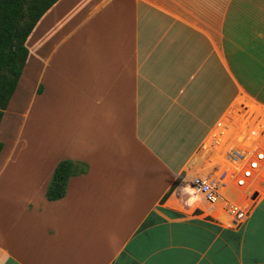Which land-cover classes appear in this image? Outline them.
<instances>
[{
  "label": "crops",
  "instance_id": "crops-1",
  "mask_svg": "<svg viewBox=\"0 0 264 264\" xmlns=\"http://www.w3.org/2000/svg\"><path fill=\"white\" fill-rule=\"evenodd\" d=\"M25 45L0 120V264H264V130L235 140L246 100L264 106V0H57ZM224 144L250 174L223 204L190 185ZM65 158L87 171L49 200Z\"/></svg>",
  "mask_w": 264,
  "mask_h": 264
},
{
  "label": "trees",
  "instance_id": "trees-1",
  "mask_svg": "<svg viewBox=\"0 0 264 264\" xmlns=\"http://www.w3.org/2000/svg\"><path fill=\"white\" fill-rule=\"evenodd\" d=\"M56 1L0 0V120L28 55L25 41L39 18ZM87 168V164L79 160L65 158L58 161L46 188V198H61L69 178L85 173Z\"/></svg>",
  "mask_w": 264,
  "mask_h": 264
},
{
  "label": "built area",
  "instance_id": "built-area-1",
  "mask_svg": "<svg viewBox=\"0 0 264 264\" xmlns=\"http://www.w3.org/2000/svg\"><path fill=\"white\" fill-rule=\"evenodd\" d=\"M239 154H234L232 159H241L244 152H237ZM229 154V153H228ZM232 155V153H231ZM262 156V155H259ZM233 162V161H232ZM235 165H223L221 169L211 168L209 173L204 176H195L191 181V189L193 192L201 193L204 198L208 201H221L223 204L224 197V189L227 187H231L232 184L244 183V179L246 176L250 174L248 170H244L243 166L239 165L236 162ZM256 164L255 162L252 165ZM242 175L239 176V175ZM238 175V176H237ZM235 208H229L228 214L230 215L232 220L236 219V216L232 215V213L236 214ZM241 215V213H239Z\"/></svg>",
  "mask_w": 264,
  "mask_h": 264
},
{
  "label": "rangeland",
  "instance_id": "rangeland-1",
  "mask_svg": "<svg viewBox=\"0 0 264 264\" xmlns=\"http://www.w3.org/2000/svg\"><path fill=\"white\" fill-rule=\"evenodd\" d=\"M247 103V110L245 111V114L242 115V121H241V128L240 132L236 135V144L239 146H245L249 142H252L253 137L259 136V133L264 130V106H259L254 103V101L246 100ZM233 131L230 132V137L233 136ZM255 133V134H254ZM261 139V138H260ZM261 145H264V142L261 140ZM230 145L227 144L217 146L215 148V152L213 154L204 153L200 156V161L205 159L204 169L210 168V167H221L223 165H230L231 161H229L227 154L231 151ZM229 150V151H228ZM228 151V152H227ZM234 151V150H232ZM220 163L223 165L219 166ZM207 167V168H206ZM219 168V169H221ZM197 169L193 172L191 176H204L203 173H205L206 170ZM237 216V215H236Z\"/></svg>",
  "mask_w": 264,
  "mask_h": 264
},
{
  "label": "bare ground",
  "instance_id": "bare-ground-1",
  "mask_svg": "<svg viewBox=\"0 0 264 264\" xmlns=\"http://www.w3.org/2000/svg\"><path fill=\"white\" fill-rule=\"evenodd\" d=\"M254 165H256V164H254Z\"/></svg>",
  "mask_w": 264,
  "mask_h": 264
}]
</instances>
